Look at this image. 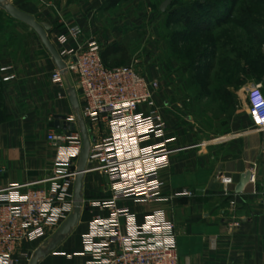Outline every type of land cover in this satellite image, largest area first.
<instances>
[{"label":"crops","instance_id":"0c3cea01","mask_svg":"<svg viewBox=\"0 0 264 264\" xmlns=\"http://www.w3.org/2000/svg\"><path fill=\"white\" fill-rule=\"evenodd\" d=\"M9 1L50 26L48 39L57 51L61 48L57 37L67 27L76 25L82 31L78 41L94 36L101 46L103 63L117 65L107 53L122 50L123 35L117 30L119 36L114 40L100 33L99 23L91 14L97 12L102 0ZM22 30L27 34L23 51L0 59V67L11 66L15 75L13 80L3 82L6 74L0 73V168L4 169L0 189L19 185L21 193L29 185L47 186L36 183L57 175V152L47 135L59 130L54 127L55 116L73 113L66 95L70 85L67 75L63 76L66 89L62 92L50 79L55 69L50 55L33 31ZM71 47L72 40L64 46L67 50ZM233 74L241 76L237 70ZM254 81L248 78L238 84L219 86L218 99H226L228 105L217 116L209 103L215 97L211 90L199 94L191 87L184 109L178 100L170 101V113H164V120L166 138L173 140L168 144L169 167L160 173L161 191L168 197L187 189L193 192L191 197H169L159 203H120L129 208L138 223L155 210L164 211L174 225L179 264H264V132L252 129L245 104V91ZM87 127L96 138L108 135L104 123ZM245 172H249L250 179L243 191L233 196L236 207L231 217L219 179L231 178L234 191ZM81 192L88 210L81 212L79 223L37 264H86L91 260L83 253L82 236L88 231L89 221L104 212L90 203L105 199L109 193L96 171L84 173ZM56 230L45 227L42 239L23 241L14 256L15 264H28L30 254Z\"/></svg>","mask_w":264,"mask_h":264},{"label":"built area","instance_id":"2783aa9c","mask_svg":"<svg viewBox=\"0 0 264 264\" xmlns=\"http://www.w3.org/2000/svg\"><path fill=\"white\" fill-rule=\"evenodd\" d=\"M81 29L69 26L57 37L58 50L66 73L76 76L74 86L79 115L89 136V150L84 173L96 171L103 178L109 195L90 206L104 212L94 216L82 236L83 253L90 256L86 264H179L174 225L162 209L147 215L138 223L123 201L136 204L166 202L169 197H191L182 189L170 196L162 195L160 173L170 164L171 150L166 138V122L155 103L160 89L157 80H149L136 70V62L119 67L106 66L101 47L94 36L78 41ZM73 41L74 47L64 46ZM264 52V42L261 44ZM11 66L0 67L3 82L15 75ZM51 82L62 92L63 75L56 68ZM63 95V94H62ZM246 109L251 127L264 132V93L262 82L254 81L245 91ZM72 130H52L47 141L56 149L57 175L19 192L22 186L0 189V264H15L14 256L23 241H36L45 235V227L57 228L72 212V190L75 167L82 148V138L74 113L65 116ZM104 123L108 135L96 138L88 125ZM4 172L0 168V175ZM219 179V178H217ZM250 179V178H249ZM60 181V182H58ZM222 194L228 200L229 212L235 210L233 181L219 179ZM237 224V221H234Z\"/></svg>","mask_w":264,"mask_h":264},{"label":"rangeland","instance_id":"374dc122","mask_svg":"<svg viewBox=\"0 0 264 264\" xmlns=\"http://www.w3.org/2000/svg\"><path fill=\"white\" fill-rule=\"evenodd\" d=\"M164 1L121 0L109 8L102 0L97 12L91 13L100 33L114 40L118 32L123 35L122 50L107 53L117 64L112 68L136 62L140 74L159 81L154 98L163 118L164 113H170V101L178 100L184 109L191 87L199 94L214 92V101L209 103L217 116L228 105L226 99H218L219 86L248 78L264 85V0H167L161 12L159 7ZM195 2L201 3L197 13L204 22L193 24L201 30H191L178 16L179 11ZM216 18L223 19L222 24L217 25ZM207 21L209 27L205 30ZM21 28L29 29L0 10V59L23 51L27 34ZM234 70L241 76L234 75ZM66 75L68 84L75 86L76 76Z\"/></svg>","mask_w":264,"mask_h":264},{"label":"water","instance_id":"95a60500","mask_svg":"<svg viewBox=\"0 0 264 264\" xmlns=\"http://www.w3.org/2000/svg\"><path fill=\"white\" fill-rule=\"evenodd\" d=\"M168 3L169 2L167 0L161 3L159 7L161 12L165 10ZM0 10H2L11 19L27 26L31 31H33L37 35L40 42L42 43V45L50 55V58L55 68L59 70L63 76H65L66 70L63 59L48 39V33L51 29L50 26L45 23L36 21L33 16L13 6L9 0H0ZM66 95L69 104L71 106V109L73 110V113L76 115L77 127L79 129L82 138V148L80 150V154L77 159V164L75 167L76 175L73 182V190H72L73 208H72V212L58 227V229L55 231L52 237L48 241H46V243L43 246L35 249L30 254L28 264H37V261L39 259L44 258L48 253L52 252L55 249V247L59 243H61L63 239L71 232V230L79 223L81 212L88 210L87 206L83 204L81 191H82V179L84 172L86 170V160L89 150V142L93 141L94 138L92 136H89L85 123L79 115V111H78L79 105L76 98L75 88L73 86L68 85L66 89ZM64 119H65L64 116H55L54 127L56 129L72 130L74 128L73 124L65 123ZM249 178H250L249 172H245L241 175L239 182L237 183L234 189L235 194H240L243 191L244 187L249 181Z\"/></svg>","mask_w":264,"mask_h":264},{"label":"trees","instance_id":"16d2710c","mask_svg":"<svg viewBox=\"0 0 264 264\" xmlns=\"http://www.w3.org/2000/svg\"><path fill=\"white\" fill-rule=\"evenodd\" d=\"M121 0H106L107 3V7L111 8V7H115L118 5V3ZM201 3L199 2H195L194 4H192L189 7H186L184 9H182L181 11H179L178 16L180 20H183V23L185 25H189L191 30H201L199 27H196L193 23H203L204 19H202V21L200 20V16L197 13L198 8L201 7L200 6ZM203 5H208V3L204 2ZM217 21V25L222 24L223 19H218L216 18ZM209 27V23L207 21V27H203L206 28L205 30H207V28ZM256 81L261 82L260 80L254 78Z\"/></svg>","mask_w":264,"mask_h":264}]
</instances>
